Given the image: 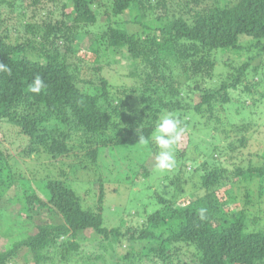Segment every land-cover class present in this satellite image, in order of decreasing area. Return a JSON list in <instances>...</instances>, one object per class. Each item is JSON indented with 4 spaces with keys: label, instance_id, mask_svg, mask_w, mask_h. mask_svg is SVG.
<instances>
[{
    "label": "trees",
    "instance_id": "1",
    "mask_svg": "<svg viewBox=\"0 0 264 264\" xmlns=\"http://www.w3.org/2000/svg\"><path fill=\"white\" fill-rule=\"evenodd\" d=\"M4 6L18 11L12 25ZM228 50L236 58L219 61ZM123 57L131 60L124 74L113 65ZM0 63L11 69L0 71V126L22 136L16 153L0 147V209L27 166L19 153L56 159L45 196L29 177L20 181L30 190L12 198L27 208L24 226L36 232L0 251V264L23 248L32 264H106L101 251L113 264H264V165L245 151L264 125V0H0ZM37 74L46 85L38 95L29 89ZM165 113L189 128L182 173H162L166 190L152 194L160 206L141 215V225L105 226L114 157L105 158L109 178L100 174L98 196L87 207L59 156L74 152L85 170L100 171L104 152L119 158L121 147L135 144L122 157L123 173L148 177L155 168L144 154L156 147L151 136ZM137 131L148 146L136 144ZM262 146L255 153L261 159ZM188 172L198 176L202 196L185 193ZM43 209L54 222L34 221ZM88 230L93 236L81 237ZM89 245L92 252L83 248Z\"/></svg>",
    "mask_w": 264,
    "mask_h": 264
},
{
    "label": "rangeland",
    "instance_id": "2",
    "mask_svg": "<svg viewBox=\"0 0 264 264\" xmlns=\"http://www.w3.org/2000/svg\"><path fill=\"white\" fill-rule=\"evenodd\" d=\"M106 1V0H102ZM222 0H212V2H218L220 3ZM225 0H223L224 2ZM63 2V1H62ZM193 5V3L191 4ZM177 7V5L173 6L172 8ZM55 16L59 17L60 14V9L55 8ZM1 11L5 14V20L7 21V25H12L14 18L17 17L18 11L11 12V9L9 10L8 7L4 6L1 8ZM152 15V16H151ZM149 18H152L154 14H151ZM13 16V17H12ZM102 17H105L103 15ZM132 17L131 11L126 12L125 19H130ZM12 23V24H11ZM19 35V32H17L16 29H14L12 35ZM246 39H250L249 37H241V43H244ZM89 40V39H88ZM86 41L85 45L87 46L89 44V41ZM87 52L90 53L88 54V58L94 59L93 56H91V50L87 47ZM229 52L223 53L219 57V61H225L229 55H233L234 58L236 52L233 50H228ZM243 52V51H242ZM237 55V54H236ZM245 52L242 53V60L246 59ZM119 62L113 64L115 70L121 71L122 74H124L123 71L126 72L130 68L131 60L125 57L119 58ZM261 62V61H260ZM256 63V61H255ZM114 72V73H113ZM111 73L115 74V76L112 77V81L115 82V84L119 85V81H117V72L112 70ZM257 80V79H256ZM131 83V82H130ZM257 90V89H255ZM239 93V92H238ZM250 100V99H249ZM2 129V130H1ZM22 137L19 135L18 131L11 130L9 127L4 128L0 126V147L10 149L12 152L16 153V139H19ZM188 137H189V128L186 129V133L184 135L183 141L179 144V146L175 149V160H176V165L175 167L166 172V175H169L171 177H175L176 175H179L182 173V167L184 165V162L181 161V152L183 149L186 148L187 143H188ZM14 143V144H13ZM154 143V142H153ZM229 141L225 143L227 145ZM264 145V125L261 126V128L254 133V136L250 139L248 148H246V154L247 156L251 155L250 157L254 159L255 164H263L264 165V158L261 159V156L257 158L255 155L256 151L260 149L262 151ZM148 146V145H146ZM156 146V145H155ZM123 152H120L122 156L118 158V155L111 154L110 151L104 152L102 156L100 157L99 164L100 165V171L99 169L95 168L94 170H85L83 167V164L80 162L81 157H75L74 152L69 155H63L59 156V160L62 161V163L65 165V169L67 171V177L66 180L75 188L78 190L79 194L85 197V201H87L85 205L91 206L94 205L93 201L95 203L96 198L98 196L97 192L99 189V186L97 185V181L101 178L100 174L103 172L104 165L106 163L107 157H114V160L111 157V165H116L113 168L114 173V178L113 175L111 176V180L107 183V187H110L107 189L106 197H105V206H104V224L107 227H114V226H124L127 224V222L130 220V225H141L143 223L142 218L140 219L141 215H144L146 212H152L153 210H156L160 204L156 202L154 199V195L152 196L153 192L157 191H164L166 189L163 188V184L160 183V176H163L162 173L156 170L155 165V155L158 152V148L154 147L151 145V147H148V151L145 152V156L147 154V160H146V166L149 168H155L151 171V175L147 176H140L137 178H133V176L125 175L123 173L124 170H126L127 165L124 164L127 163L128 160L123 161V155L125 152L128 150H136L138 149V146L135 144H130V145H125L124 147H121ZM119 148V149H121ZM144 152V151H143ZM201 152V150H199ZM26 153V152H25ZM24 151L19 153V159L22 160L21 162L26 164V168L23 169V176L18 178L16 184H14L10 190H8V193L6 195H9L11 197V200L9 201L8 199L3 200L2 207L0 209V251L7 250L11 248L14 244L15 241L24 238L27 236V234H34L36 232V229H29L24 226L23 220L28 213L27 208H24L23 204H20L18 201L13 199L12 197L15 195H21L23 192H29L30 187L25 186L22 188L21 182H23L25 179H28V177L33 180V186L36 190H38L40 193L45 196L43 193V183L45 182V179L47 177L54 176L51 172L49 164H52L53 161L56 159L52 158V156H49L47 159H44L42 162L40 158H36L34 153H30L29 155H26ZM229 153V151H228ZM227 153V154H228ZM250 153V154H249ZM134 154V153H133ZM115 156L116 158L119 159L121 163H118L115 161ZM53 159V160H52ZM207 159V158H206ZM32 160L34 162H32ZM113 160V161H112ZM117 160V159H116ZM28 161V162H27ZM32 162L33 163V171L31 170L32 167ZM123 163V164H122ZM227 165L229 166L230 169H233V165L230 161L226 160ZM189 164V163H188ZM71 165H79L76 167L75 170L74 166ZM110 165V164H109ZM189 169L187 170L189 172L194 171L195 166L192 164H189ZM81 167V168H80ZM94 164L90 165V168H93ZM106 169V168H104ZM89 171V172H88ZM187 173L183 178L188 179V183H186V191L185 193L188 195H193L195 194L197 197L200 196L201 194L203 195L204 190L198 188V176L192 177L190 173ZM18 171L16 172V174ZM129 173V172H128ZM119 174V175H118ZM107 175V176H106ZM119 176V177H118ZM64 177V176H62ZM102 177H104L105 182H107L106 179L109 178L108 174H105ZM22 178V179H21ZM115 180V181H114ZM21 181V182H20ZM117 181V182H116ZM96 183V184H95ZM243 186V185H242ZM257 189H255L256 193ZM85 192H88L85 194ZM243 193V191H242ZM201 195V196H202ZM261 205L264 208V197L261 200ZM90 204V205H89ZM46 209H43V211L37 215L34 216V221L36 223H47V222H54L56 218L52 217L51 214L49 215ZM33 213V212H32ZM253 217L255 218L256 223L258 224V219L253 214ZM139 221L137 222V220ZM9 222V223H7ZM23 224V226H22ZM83 236H93L92 231L88 230L85 232L81 233V237ZM84 249H87L88 252H92L94 249L92 248L91 245L89 246H84ZM92 250V251H91ZM100 252V250H99ZM95 253V252H94ZM101 257H103V261H105L106 264H113L112 261V256L110 255V252H104L101 251ZM10 264H32L31 263V255L27 251V249L23 248L21 250H18L13 258H11ZM53 263V260L51 262Z\"/></svg>",
    "mask_w": 264,
    "mask_h": 264
},
{
    "label": "clouds",
    "instance_id": "3",
    "mask_svg": "<svg viewBox=\"0 0 264 264\" xmlns=\"http://www.w3.org/2000/svg\"><path fill=\"white\" fill-rule=\"evenodd\" d=\"M0 71L10 72L11 69L8 68L7 65L0 63ZM45 87V82L39 74L34 77L29 85L30 91L37 95L40 94ZM185 133L186 128L182 126L181 120L173 114L165 113L158 118L151 136V141L154 142L158 148V152L155 155V167L157 171H170L175 167V149L183 141ZM138 137L139 139L136 144L140 146H144L149 142L142 134H138ZM197 211L201 218H203L206 209L200 208Z\"/></svg>",
    "mask_w": 264,
    "mask_h": 264
}]
</instances>
